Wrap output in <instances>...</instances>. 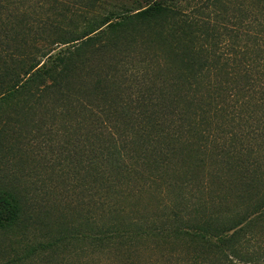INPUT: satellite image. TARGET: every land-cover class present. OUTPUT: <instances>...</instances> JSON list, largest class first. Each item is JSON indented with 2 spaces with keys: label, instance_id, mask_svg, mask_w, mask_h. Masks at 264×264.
Returning <instances> with one entry per match:
<instances>
[{
  "label": "trees",
  "instance_id": "1",
  "mask_svg": "<svg viewBox=\"0 0 264 264\" xmlns=\"http://www.w3.org/2000/svg\"><path fill=\"white\" fill-rule=\"evenodd\" d=\"M82 4L0 0V264L146 243L180 246L176 264H264V0H130L105 18ZM75 16L82 27L63 26ZM90 56L92 93L76 77ZM70 115L105 145L88 152L85 137L66 140L55 155ZM31 150L50 163L67 154L59 176L68 186L92 170L100 210L58 223L42 198L47 173H31L34 192L16 176ZM178 155L218 167L233 190L216 191L213 173L197 182ZM121 170L170 212L146 219L102 201L96 184ZM167 251L171 264L177 250Z\"/></svg>",
  "mask_w": 264,
  "mask_h": 264
},
{
  "label": "rangeland",
  "instance_id": "2",
  "mask_svg": "<svg viewBox=\"0 0 264 264\" xmlns=\"http://www.w3.org/2000/svg\"><path fill=\"white\" fill-rule=\"evenodd\" d=\"M67 1L77 3L82 2L83 4H86L88 1H92V14L94 13L96 14L95 16H100L101 18H105V16L108 15L114 6H118V8H125L131 5L130 0ZM25 9L26 8L21 10ZM48 9L49 8L44 9L45 12ZM48 14L50 17H53L52 19H55L51 13L48 12ZM58 21H60V18ZM68 24L79 28L82 27L81 20L78 16L72 17L63 22V26L66 28H68ZM59 47L62 49L64 48L63 46ZM87 59L90 61H88L85 66L80 67L76 77L79 78V74H81L83 83L87 85L88 91L92 93V81H96V77L94 74L92 75V57L90 56ZM77 83L80 82L76 81V84ZM80 119L70 115L67 117V121H69L67 124L69 123L72 126V129L67 127L66 122L64 123L65 126L62 131L61 128H59L61 125L57 128L59 131V137H55L54 139L58 142V144L54 146V149L51 148L53 149L55 155H58L56 154L58 150L64 148V145L62 144L66 140L67 144H69L68 141L72 142L73 139L79 141L82 137H85L84 139H87V143H85V151L88 152L92 150V147L99 146L98 143L105 145V139L94 137L92 135V127L88 125L85 128ZM21 155L22 156L20 159L22 162L19 164L20 167L16 172V176L23 181L28 177V189L34 192L36 191V187L39 186L36 185L37 182L35 183L33 181V175L30 176L31 173H33L35 170L44 171L47 173L44 178V190H41L42 198L45 199V197H47V202L50 203L49 212L51 215L56 217V221L58 223L66 224L74 222L76 224L81 222L83 218H91L93 211L100 210L102 207V202H100V199H98V196L95 193H93V195L96 196V198H94L95 202L92 198V170L90 172H86L85 177L82 179L77 177L79 180H77L78 182L75 183L74 186H68L66 184V178L59 176V163L64 161L63 159L67 156V154H65L63 157L61 155V158L57 163H55L56 160L54 163H50L47 157H39L35 151L33 152V150L22 152ZM185 159V155H178L176 161L177 163L182 164V166L187 170L191 168V173L195 177H198L197 182L201 181L203 176L210 177V175L213 173V188L216 191L218 190L217 188H219L221 192L224 191L227 193L233 190L231 186L225 183L221 184L222 180L218 178L222 176L223 173L218 167H214L212 164L208 163V165L200 164L193 168L188 161H185ZM11 167L12 166L10 164L7 167L5 166L7 174L4 175L12 174L8 170ZM13 169L15 170L14 164ZM186 169H180L178 171L185 174L187 173ZM181 173L173 175L174 178L176 177L175 180L178 183L183 179V174ZM131 176H135V174H130L125 170H121L119 173L114 171L110 175L108 174L106 177L101 178V180L96 184L97 187L95 186V191L99 192L101 189H103L104 196H107V199L103 198L102 201L106 202V204L108 201H110V203H114L121 209L123 215H137V217H144L147 219L153 218L155 215H163L170 212L166 209L168 202L163 201V197H160L159 194H157V190L155 188L144 190L145 186L143 185L145 181L141 178L138 180L136 176ZM72 177L74 178V175ZM196 185H194V187L198 188L200 184L197 183ZM202 197L208 198L209 196ZM262 241H264V237H262ZM167 250H175L173 253L177 250V253L173 254L174 256L169 259L172 260L171 264H176L179 257H181L178 255L180 253L178 251H185L178 245L174 246L171 250V248L167 245L155 246L151 243H146L139 244L129 251H111L109 253L96 256H92V251L89 249L87 251H79V249L75 251L74 249L72 252L59 257L56 262H52H54L53 264H167V257H164L163 255L164 253H169Z\"/></svg>",
  "mask_w": 264,
  "mask_h": 264
}]
</instances>
